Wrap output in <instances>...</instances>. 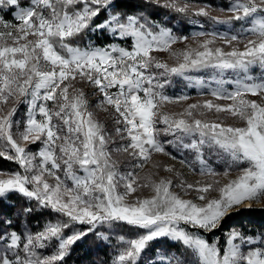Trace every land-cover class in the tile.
<instances>
[{
  "label": "snow or ice",
  "instance_id": "1",
  "mask_svg": "<svg viewBox=\"0 0 264 264\" xmlns=\"http://www.w3.org/2000/svg\"><path fill=\"white\" fill-rule=\"evenodd\" d=\"M144 3L183 15L190 8L180 0ZM119 9L120 0H28L27 4L0 0V157L19 166L14 172L0 171V199L15 192L28 202L12 216H0V264H63L77 241L89 233L107 241L112 226L121 222L143 231L131 238L116 237L119 247L111 264L142 260L144 264H264V230L246 234L233 228L223 245L218 237L210 242L198 231L211 233L234 208H251L264 199V0H230L226 9H219L231 13L226 19L211 17L210 5L193 9L192 15L216 24L240 22V30L195 32L193 41L205 38L196 47L181 50L172 46L188 37L175 35L143 12ZM101 13L105 19L97 23ZM88 32L130 38L131 46H97L90 41L81 47L71 42ZM241 37L246 38L242 50L213 47L217 40L238 44ZM154 52H168L176 63L170 66ZM257 66L259 77L251 74ZM209 68L240 74L228 81L231 91L223 87V80L209 89L216 100L231 103L205 100L189 104L181 113H161L163 105L189 98L164 94L170 77ZM77 83L89 84L101 94L97 107L102 111L114 110L115 132L125 143L110 147L115 142L89 110ZM194 83L202 86L199 80ZM20 104H27L22 131L21 122L14 120ZM213 111L227 113L243 126L197 118ZM161 135L173 137L168 144L194 154L191 163L180 160L191 171L198 163L199 175H221L205 158L208 151L210 156L227 157L222 175L228 176L231 169H238L239 175L218 188L215 179L195 184L180 179L177 186L196 191L203 203L181 198L171 191V179L157 181L156 173L141 177L135 171L151 162L154 153L177 159L166 150ZM20 141L39 142L40 147L31 152ZM114 154H126L133 162L128 171L120 170ZM152 167L175 172L160 162ZM141 188L154 194L129 202ZM211 191L218 197L209 199ZM39 209H50L61 218L48 220L33 232L28 216ZM105 226L108 231H97ZM160 239L181 245L183 251L160 247L145 256L151 243Z\"/></svg>",
  "mask_w": 264,
  "mask_h": 264
},
{
  "label": "rangeland",
  "instance_id": "2",
  "mask_svg": "<svg viewBox=\"0 0 264 264\" xmlns=\"http://www.w3.org/2000/svg\"><path fill=\"white\" fill-rule=\"evenodd\" d=\"M180 2L183 4L187 2L190 5L189 12L187 14L188 17V23L187 26L184 28V30L180 29L177 26V29H175L174 25H167L164 23L162 18H158L157 20L150 18L146 13H144L145 16H147L151 21H154L156 23H161L166 27H169L172 29L173 33L177 36H186L189 39L184 42H178L174 44L172 47L174 50H181L185 47H196L198 41H202L205 37H198L197 41H193L191 39L192 34L195 32H218V33H236L240 30V22H233L230 25H223V24H216L214 23L210 18L208 17H197L192 15L193 9L202 6V5H210V16L211 17H219L220 19H226L228 16L231 15V13L228 12H221L219 9L221 8H227L229 6L230 0H180ZM178 14V13H177ZM104 17V18H103ZM10 18V17H9ZM99 18L105 19V14L101 13ZM98 18V19H99ZM102 19V20H103ZM101 20V21H102ZM192 21H195L196 23H193ZM87 34V35H86ZM84 35V41L81 40L80 37H77L73 39L71 42L73 44H78L81 47L86 46L90 41L94 43V40L90 38V35H92V32H88ZM105 34H108L105 32ZM109 35V34H108ZM112 37V41L106 44L97 45V46H105L108 44H118L122 47H130L131 46V39L130 38H114ZM251 38V37H247ZM246 38L241 37L240 43H235L227 45L223 41L217 40L213 47H221L224 51H230L231 47H239L241 50L244 47V42ZM152 55H154L158 60L162 62L168 63L170 66H173L176 62L173 60L168 52H154ZM154 72L160 71L153 69ZM251 74L253 76L259 77L261 75L260 68L254 67L251 70ZM240 78V74L237 72H234L232 70H213V69H203L199 71H193L185 74V77L181 76H172L170 77V83L165 86L163 89V92L165 95L176 98L180 95H187L189 98L184 101H180L178 103H167L163 105L160 108L161 113H167L169 115L181 113L189 104H197V103H203L205 100H212L213 103H218L221 105H227L231 103L229 100H216L214 97L210 95L209 89L218 87L217 81L223 80L225 83L223 84V87L227 90L231 91L233 89V84L228 83V81H235L236 79ZM201 81L202 86L198 87L195 85V81ZM191 85V86H190ZM76 87L83 89V91L86 94V97L88 99L89 103V110L94 113L95 119L99 120L101 123L105 125V128L109 135L112 137L114 144L110 145V147L117 146L121 143H125L126 141H123L120 139V137L116 134L115 129L117 125L114 123L113 117L116 115L114 113V110L109 108L108 112L102 111L100 108L97 107L99 101L102 99L101 94L93 88L91 85L86 83H77ZM115 91V89H113ZM249 99H256L259 102L258 97H251L249 96ZM11 102L9 103L8 107H11ZM48 106L51 108L52 102H48ZM27 111V104H20L18 106V110L14 116V120L20 121V130H23V121L25 120V113ZM197 118L200 119H206L209 121H217L222 122L224 125H232V126H243V123L239 121L236 118L231 117L227 113H215L208 112L205 116H198ZM160 128H163L164 125L158 124L157 125ZM13 132H16V128H13ZM18 139V138H17ZM173 137L171 136H160V140L162 143H164L165 148L168 152L172 154V156L177 157V159H171L170 156L154 153L151 158V162L148 164H145L144 168L142 169H135L137 174L141 177L145 176L148 173H156L153 176L154 180H159L160 178H166L171 179L173 181V186L171 188V191L178 194L183 199H189L193 200L196 203H203L197 199V192L194 190L190 191H183L179 185L180 179H183L186 183H192L195 184L197 181L201 182H211L213 179L218 180L219 184L216 185V187H220L223 184L227 183L228 180L235 179L239 175L238 169H231L229 170L228 176L222 175L224 169L227 167V157L225 156H215L208 153V151H205L204 155L205 158L209 159V163L211 166L217 171V173H221V175H218L216 177H208V176H201L199 175V165L194 164L193 167H195L196 171H191L188 167L182 165L180 163V160H186L189 163H191L194 160V154L179 150L172 144H168L167 141L172 140ZM23 146L28 148L31 152H36L38 148L40 147L39 142L36 144L28 145L24 142L20 141ZM113 158L118 161V167L121 171H128L130 169L132 161L127 157L126 154H120V155H113ZM154 162H160V164L171 166L175 169V172H167L164 170L163 167H161L159 170H156L152 167V164ZM19 170V166L13 162V161H7L6 164H4L3 168H0V171H7V172H14ZM176 173L180 174V177L178 178ZM122 190V189H121ZM154 193L149 188H141L137 192L133 193L129 197V202L134 200L135 198H148L151 197ZM219 193L217 191H211L207 194L208 198H215L218 197ZM27 201L24 197H22L19 193H9L8 198L6 200L0 199V216H12L13 213L16 211L17 208H20L22 205H27ZM32 207L35 208V203L33 202ZM254 208L258 209H264V199L261 200L259 204H253ZM248 209L247 207L241 206L239 208H234L229 215L225 217V219L222 221L221 226L214 230L211 233H204L203 230L200 231L201 234L205 235L206 238L211 242L215 238L220 239L221 245L224 243L225 234L235 228L238 230H243L246 234L248 232L255 233L259 230L258 226L254 225L255 222H258L261 220L262 223H264V216L261 218H258V216L254 214L245 213L244 210ZM31 214L34 215V217H31ZM28 216V224L29 227L33 232L39 230V228L48 220H56L61 217H59L58 214L53 213L50 209H39L33 211ZM257 224V223H256ZM77 228L80 229H86L87 225H77ZM98 232H105L108 231L107 227H100L97 229ZM143 230L134 228L132 226L127 225L126 223H117L112 226L111 231L108 232L109 234V240H101L98 239L95 233H89L87 236H85L80 241H77L76 243L83 244L85 249L84 253L82 255V258H80L79 261L76 262H68L67 260H64L63 264H111V260L116 254L118 250V241L116 239L119 235H124L125 237H135ZM167 248L170 251L173 252H180L183 251L181 248V245L173 243L172 241H169L167 239H160L153 241L148 249V251L145 253V256L151 255L156 248ZM49 252L51 249L48 250ZM141 264H144L143 260L141 261Z\"/></svg>",
  "mask_w": 264,
  "mask_h": 264
},
{
  "label": "trees",
  "instance_id": "3",
  "mask_svg": "<svg viewBox=\"0 0 264 264\" xmlns=\"http://www.w3.org/2000/svg\"><path fill=\"white\" fill-rule=\"evenodd\" d=\"M196 1V0H192ZM211 2V0H210ZM22 4H27L28 0H21ZM121 11H125L128 13H136V12H143L146 13L150 18L157 20L158 18H162L164 23L167 25H174L175 29H177V26L184 30V28L187 26L188 23V17L187 15L183 14H177L176 12L170 11L168 9L160 8L155 5H146L144 3V0H120V9ZM104 18V17H103ZM102 18V19H103ZM99 18L96 22L99 23L101 20ZM87 35V34H86ZM81 40L84 41V35L79 36ZM90 38L94 40V43L97 45L106 44L112 41V37H110L108 34H105V32L100 33L96 32L90 35ZM8 160H5L3 157H0V168L4 167V164H6ZM245 213L254 214L258 216V218H261L264 216V209H258V208H248L244 210ZM34 217L33 214H31L30 218ZM257 223V224H256ZM257 230L261 231L264 230V223L259 220L258 222H255ZM84 245L80 243H76L70 252V254L65 258L68 262H76L79 261L80 258H82V255L84 253Z\"/></svg>",
  "mask_w": 264,
  "mask_h": 264
}]
</instances>
